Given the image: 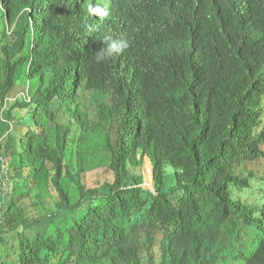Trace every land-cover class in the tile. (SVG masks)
<instances>
[{
	"label": "trees",
	"instance_id": "trees-1",
	"mask_svg": "<svg viewBox=\"0 0 264 264\" xmlns=\"http://www.w3.org/2000/svg\"><path fill=\"white\" fill-rule=\"evenodd\" d=\"M260 162L264 0H0V264H264Z\"/></svg>",
	"mask_w": 264,
	"mask_h": 264
},
{
	"label": "rangeland",
	"instance_id": "rangeland-1",
	"mask_svg": "<svg viewBox=\"0 0 264 264\" xmlns=\"http://www.w3.org/2000/svg\"><path fill=\"white\" fill-rule=\"evenodd\" d=\"M102 102L105 103H109L110 100L108 98V96H104V98H102V96H99V98H97L96 100H92L90 98V92L88 91H83V98H82V104H83V108L88 111V113L91 115L92 118L96 117V113L98 112V106L99 104H101ZM4 130L6 131V126H4ZM97 138H91L90 140L87 141L86 146H85V153L87 155V158L91 159V163H94L92 166H99V165H107L106 163L109 162L110 159V152H108V150L105 149V146L103 145H98L97 144ZM151 161H149V158H147L146 160V165H145V173L146 170L148 171V167L150 165ZM96 166V167H97ZM248 166L251 167H255L258 170L260 169H264V162H260L257 164H248ZM105 167H100L95 169L94 176H92L93 179V183L95 181V183H98V181H101L100 176L102 174V170ZM106 170V169H105ZM153 176L148 175V173L146 174V180L147 183L149 185L146 186V188H150L152 189L154 186L153 183Z\"/></svg>",
	"mask_w": 264,
	"mask_h": 264
},
{
	"label": "clouds",
	"instance_id": "clouds-1",
	"mask_svg": "<svg viewBox=\"0 0 264 264\" xmlns=\"http://www.w3.org/2000/svg\"><path fill=\"white\" fill-rule=\"evenodd\" d=\"M89 12L101 17L106 15L105 11L99 7V5L90 6ZM101 42L103 46L97 51V62L103 61L108 57L118 55L128 47V42L123 37L113 38L111 36H105Z\"/></svg>",
	"mask_w": 264,
	"mask_h": 264
},
{
	"label": "built area",
	"instance_id": "built-area-1",
	"mask_svg": "<svg viewBox=\"0 0 264 264\" xmlns=\"http://www.w3.org/2000/svg\"><path fill=\"white\" fill-rule=\"evenodd\" d=\"M1 168V167H0ZM0 171H1V169H0ZM3 185H4V183H3V179L1 178V176H0V191H1V189L3 188Z\"/></svg>",
	"mask_w": 264,
	"mask_h": 264
}]
</instances>
